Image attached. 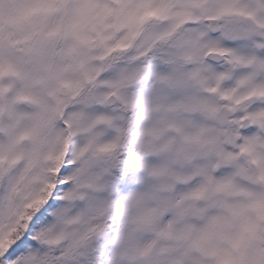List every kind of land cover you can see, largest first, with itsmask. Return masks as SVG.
<instances>
[{
	"label": "snow or ice",
	"instance_id": "obj_1",
	"mask_svg": "<svg viewBox=\"0 0 264 264\" xmlns=\"http://www.w3.org/2000/svg\"><path fill=\"white\" fill-rule=\"evenodd\" d=\"M0 264H264V0H0Z\"/></svg>",
	"mask_w": 264,
	"mask_h": 264
}]
</instances>
